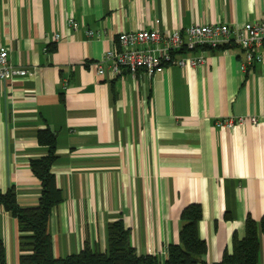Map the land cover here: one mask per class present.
<instances>
[{"label":"crops","instance_id":"obj_1","mask_svg":"<svg viewBox=\"0 0 264 264\" xmlns=\"http://www.w3.org/2000/svg\"><path fill=\"white\" fill-rule=\"evenodd\" d=\"M263 20L264 0H0V47L27 71L0 81V193L37 206L30 164L48 153L38 134L52 133L51 173L63 198L48 223L55 258L85 246L105 252L107 225L121 220L137 255L164 264L179 244L181 212L199 205L203 260L218 264L233 236L243 239L247 218L259 224L264 61L242 73L241 49L207 50L200 67L152 77H113L107 66L99 75L97 63L119 33ZM238 117L258 124L216 125ZM259 243L264 264V232ZM0 251L5 264H19L18 224L1 205Z\"/></svg>","mask_w":264,"mask_h":264},{"label":"trees","instance_id":"obj_2","mask_svg":"<svg viewBox=\"0 0 264 264\" xmlns=\"http://www.w3.org/2000/svg\"><path fill=\"white\" fill-rule=\"evenodd\" d=\"M224 48H221V50ZM40 145L47 147L45 157L33 160L31 171L41 184L38 204L21 208L15 192L0 193V205L14 217L19 229V264H159L153 256H139L129 242V232L121 220L107 225L105 252L85 246L79 253L65 258H55L48 223L52 210L62 201V193L51 173L55 156V137L49 131L38 134ZM202 218L199 205H190L180 215L182 223L179 244L167 248L164 264H205L206 243L200 239L198 224ZM264 232V218L257 224L251 218L245 222L243 239L233 236L230 252H226L218 264H258L259 234ZM0 264H5L0 251Z\"/></svg>","mask_w":264,"mask_h":264},{"label":"built area","instance_id":"obj_3","mask_svg":"<svg viewBox=\"0 0 264 264\" xmlns=\"http://www.w3.org/2000/svg\"><path fill=\"white\" fill-rule=\"evenodd\" d=\"M68 25L76 30L72 19ZM89 38L94 36L87 30ZM58 39V36H55ZM237 47L244 53L240 64L242 73L264 61V20L231 28L226 24L193 25L184 30L161 32L155 29L119 33L114 46L107 50L97 63V74L105 73V66L113 77L127 73L133 77L139 73L147 77L163 72L169 67L197 68L205 63L207 50ZM27 71L9 62L8 50L0 47V81L24 77ZM247 122L256 126L255 117L245 119L226 118L217 122L220 128H236Z\"/></svg>","mask_w":264,"mask_h":264}]
</instances>
